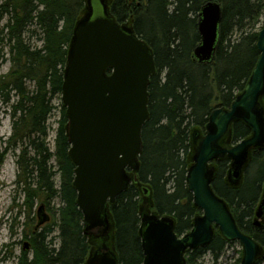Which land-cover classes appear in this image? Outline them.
<instances>
[{
    "label": "trees",
    "instance_id": "obj_1",
    "mask_svg": "<svg viewBox=\"0 0 264 264\" xmlns=\"http://www.w3.org/2000/svg\"><path fill=\"white\" fill-rule=\"evenodd\" d=\"M208 1L112 0L109 5L117 22L131 27L151 47L156 73L148 86L150 116L142 130L138 182L132 181L109 206L111 228L105 234L98 229L106 241L93 249L91 232L84 233L83 214L76 204L75 167L69 158V121L64 106L54 149L48 142L53 100L62 94L70 43L82 13L87 12V0H3L0 18L6 20L3 30L12 68L0 78V95L12 111V135L7 143L10 149L20 151L18 183L25 186L30 208L39 196L45 198L40 205L61 200L56 212L45 205L46 212L48 208L57 219L35 226L29 236L30 249H23L17 264H86L91 251L105 248L115 252L119 264H143L139 229L147 214L141 207L144 202L155 215L172 217L178 236L193 229L195 219L203 212L194 206L186 183L192 164L191 132L199 136L209 125L212 111L229 109L244 90L260 56L257 26L264 18V0H213L222 6L220 37L214 58L202 64L193 54L201 40L198 14ZM28 34L38 35L42 45L32 44ZM29 82L34 84L33 89ZM12 93L17 97L13 102ZM250 134L242 121L234 123L233 142ZM53 159L55 163H51ZM230 163L226 158L216 163L213 189L228 203L239 229L264 247V225L254 223L263 194L264 150L252 153L237 187L228 181ZM132 174L129 172L131 178ZM57 231L58 247L53 237ZM110 234L111 242H107ZM227 244L216 232L210 245L186 252L187 263L199 264L210 254L217 264ZM255 264L263 263L259 260Z\"/></svg>",
    "mask_w": 264,
    "mask_h": 264
},
{
    "label": "water",
    "instance_id": "obj_2",
    "mask_svg": "<svg viewBox=\"0 0 264 264\" xmlns=\"http://www.w3.org/2000/svg\"><path fill=\"white\" fill-rule=\"evenodd\" d=\"M100 11L97 13L98 8ZM222 6L210 0L198 14L200 43L194 58L209 63L220 37ZM256 66L244 90L229 109L217 108L209 117L207 133L199 142L188 169L186 183L194 206L203 215L193 229L178 236L170 216L144 215L139 234L144 252L143 264H188L185 254L211 244L215 228L228 242L243 247L240 264L264 261L261 246L243 233L228 203L213 189V163L221 158L231 161L228 181L236 187L243 179L255 150H264V27L259 31ZM156 73L154 53L131 27L121 25L111 14L106 0H87V12L77 23L69 47L62 85V104L69 121V158L75 167L73 187L76 204L83 214L84 233L111 228L109 206L138 182L142 154V130L149 120L150 78ZM242 121L251 135L224 149L219 143L231 126ZM129 172L134 173L133 178ZM144 194H148L144 188ZM37 228L48 223L45 205L37 210ZM264 217V192L255 213V224ZM24 250L30 243L24 242ZM86 264H119L112 249L92 252Z\"/></svg>",
    "mask_w": 264,
    "mask_h": 264
},
{
    "label": "rangeland",
    "instance_id": "obj_3",
    "mask_svg": "<svg viewBox=\"0 0 264 264\" xmlns=\"http://www.w3.org/2000/svg\"><path fill=\"white\" fill-rule=\"evenodd\" d=\"M2 2L3 0H0V5ZM107 2L110 5L112 0H107ZM99 11L100 9L98 8L96 12L98 13ZM85 14L86 12L82 13L80 20L85 16ZM5 24L6 20L0 18V78L6 76L12 68L8 40L6 38L5 30H3ZM263 27L264 18L261 19L257 29L261 30ZM236 36H238V33H235V37ZM27 38L32 44H36L38 46L42 45V42L39 41L38 35L28 34ZM28 86L30 89L34 88L33 83L29 82ZM11 99L12 102L17 99L14 93L11 94ZM261 103L264 106V99L261 100ZM53 105L55 110L51 114L48 121V125L50 127L48 142L52 149H54L56 128L59 121L61 106H63L62 94L54 98ZM11 112V109L8 107L5 101V97L0 95V264H17V259L23 251L24 242H30V233L32 230H34L38 223V207L45 200L44 197H37L34 202V207L30 208V202H27L26 194L23 191L25 186L21 182V184L18 183L19 174L21 172L18 165L20 151H14L13 149H10L7 143V140L12 135ZM206 133L207 128L205 131H200L199 136L195 135V131L191 132L190 151L192 152L189 160L190 163H193L192 157L199 146V142L206 135ZM229 145H233V143L229 142ZM51 163H55V160L53 159ZM212 167L214 168L216 174L217 165L213 164ZM55 183L57 188H59V174H57L55 177ZM146 203L147 202H144L141 205L144 213L147 212L145 215L155 214L150 210ZM44 204L56 212L61 206V200L60 198H56L49 203ZM47 213L51 217L47 224H51L53 222V217L56 221V214L53 216V212H51L48 208ZM260 223L264 225V218L260 219ZM216 232L219 233L218 228H215V233ZM53 237L57 245L56 247H58V231L53 234ZM111 237L112 234L108 236L107 242H111ZM89 241L93 249H97L99 246H102L105 243L106 239L101 238L100 231L97 229L91 232ZM92 252L95 251L93 250L91 253ZM261 252H264L263 246H261ZM242 258V245L239 242H229V244L226 245L225 250L217 264H237L239 262L241 263ZM258 260L261 259L259 258ZM261 261L264 264L263 260ZM199 264H213L212 256L210 254H206L203 258H201Z\"/></svg>",
    "mask_w": 264,
    "mask_h": 264
},
{
    "label": "flooded vegetation",
    "instance_id": "obj_4",
    "mask_svg": "<svg viewBox=\"0 0 264 264\" xmlns=\"http://www.w3.org/2000/svg\"><path fill=\"white\" fill-rule=\"evenodd\" d=\"M107 1V0H106ZM107 4L109 5V3L107 2ZM234 125V124H233ZM233 125L231 126V131H230V133L229 134H227L221 141H220V143H219V145L222 147V148H224V149H229V148H231V147H233V146H235L237 143H235V142H233V140H232V128H233ZM251 135V134H250ZM249 135V136H250ZM248 136V137H249ZM247 138V137H246ZM229 142H231V143H233V145H229ZM256 151V150H255ZM222 159H224V158H221V159H219V160H222ZM218 160V161H219ZM218 161H216V162H214L213 164H216ZM231 164V163H230ZM217 165V164H216ZM263 190H264V187H263ZM264 218V217H263ZM262 218V219H263ZM256 225V224H255ZM257 226V225H256Z\"/></svg>",
    "mask_w": 264,
    "mask_h": 264
},
{
    "label": "bare ground",
    "instance_id": "obj_5",
    "mask_svg": "<svg viewBox=\"0 0 264 264\" xmlns=\"http://www.w3.org/2000/svg\"><path fill=\"white\" fill-rule=\"evenodd\" d=\"M193 158V157H192ZM193 161V160H192ZM264 187V186H263ZM261 203V199H259L258 205H260ZM231 210V209H230ZM197 219V218H196ZM254 222H255V218H254Z\"/></svg>",
    "mask_w": 264,
    "mask_h": 264
}]
</instances>
